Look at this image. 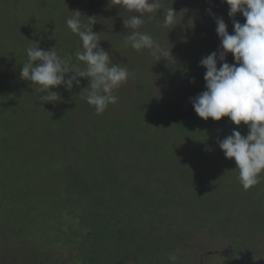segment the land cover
<instances>
[{
  "label": "trees",
  "instance_id": "1",
  "mask_svg": "<svg viewBox=\"0 0 264 264\" xmlns=\"http://www.w3.org/2000/svg\"><path fill=\"white\" fill-rule=\"evenodd\" d=\"M32 1L41 15L33 37L24 35L31 26L23 25L22 15L0 10V41L15 47L6 54L0 50V62L17 54L11 70L0 68V264H172L171 254L178 257L175 264H215L212 256L219 253H229V264L254 258L264 248V173L245 191L234 158L227 159L218 143L233 129L246 136L248 126L229 117L197 116L191 100L206 90V82H190L180 64L182 75L171 66L161 72L162 92L155 90L160 81L142 67V80L128 98L114 90L123 103L110 104L100 115L82 98L86 78L71 91L53 88L63 99L43 103V94L16 71L27 59L26 48L35 42L44 50L55 47L83 67L75 57L81 42L57 26L73 14L65 0ZM79 1L82 9L100 12L109 6ZM201 27L199 35L190 31L185 38L198 47L197 66L203 68L205 44L210 55L221 40ZM111 54L113 64L128 63L126 56ZM232 57L229 64L235 63ZM171 127L182 134V148L170 140ZM206 238L221 244L219 249Z\"/></svg>",
  "mask_w": 264,
  "mask_h": 264
},
{
  "label": "clouds",
  "instance_id": "2",
  "mask_svg": "<svg viewBox=\"0 0 264 264\" xmlns=\"http://www.w3.org/2000/svg\"><path fill=\"white\" fill-rule=\"evenodd\" d=\"M207 2L211 3V0ZM221 2L229 6V17L241 13L245 22L241 24L234 20V32L229 34L223 18L215 17L211 9L208 10L215 19L221 44L218 51L201 59L200 65L206 69V90L192 98L191 103L194 111L205 121L209 118L220 121L229 117L237 126L242 123L248 126L246 136L233 129L231 135L218 141L225 157L229 160L234 158L239 182L248 191L260 183L264 173V0ZM112 6H119L130 13L123 20V26L128 29L124 47H131L137 52L149 50L156 61L165 59L169 62V57L173 58L171 49L140 29L145 23V14H149L148 20H153L155 16L152 14L163 9L162 23L158 21V26L170 31L183 23L188 9L177 12L173 7H166L164 0H109V7ZM72 13L66 19V25L79 37L81 50L75 53V57L83 67L72 64L71 57L61 55L57 48L44 50L35 42L25 50L27 59L20 78L30 81L35 91L43 94L39 96L43 103L63 99L59 93L52 91L53 88L63 85L71 91L74 85H81L79 78H86L89 84L82 90L86 92L82 98L100 115L110 104L117 102L114 90L126 83L131 73L127 67L113 64L110 54L100 46L99 34L92 29L95 18L87 17L88 22L85 23L80 11ZM229 53L233 55V64L226 62ZM169 259L175 264L178 257L171 254Z\"/></svg>",
  "mask_w": 264,
  "mask_h": 264
},
{
  "label": "rangeland",
  "instance_id": "3",
  "mask_svg": "<svg viewBox=\"0 0 264 264\" xmlns=\"http://www.w3.org/2000/svg\"><path fill=\"white\" fill-rule=\"evenodd\" d=\"M16 1L17 2H15V0H9L8 2L5 1L3 4H0V10L5 11L4 16L6 15L9 16L10 14H17L20 16L22 15L23 25L31 26L29 30L24 33V35L26 37L28 36L33 37L35 34L33 33L32 29L34 28L35 23L36 25H38L37 23L39 24L41 23V18H40L41 15L39 16V11L36 8L38 5L35 3H31L33 2L32 0H16ZM77 2H78V5L75 4V0H65L64 6L68 8L71 7L70 10L72 12L80 11L81 19L85 23H87L86 21L88 20L86 16L95 18L94 22L96 23V27H93L92 25V29L95 33L99 34V39L101 40L100 46L105 51L108 50L107 52H110L111 58H113L111 52L114 53L115 55H118L117 57L126 56L125 60L128 63L122 66L127 67L131 75L128 81L122 84L117 89L118 92H121V93L123 92L122 95H124L123 97H126V98H128V95H125V94L133 92V89H132L133 85L136 86L137 82L142 80L141 77L143 74L140 73L142 70V67H145L148 71L150 70L149 72L152 73L153 78L160 81V83L155 84V90L157 92H162V90H165L164 87L161 86L162 85L161 82L163 81L162 79H164L162 78L164 76L161 72L164 70V68H166L169 71L171 69L170 66L176 67L173 72L176 73L177 75H182L183 71L179 70L178 68L179 64L180 66H183L184 71H186L187 73L186 79H189L190 82L194 80L195 78H198L200 82H205L204 75H205L206 69L204 67L200 68L197 66L199 62L198 57L200 55L198 47L196 46V44L189 42L188 39L185 38V36L189 34L190 31L193 32L194 35H199L198 28L201 26L205 30L208 31L209 37L213 38L214 36L215 37L218 36L216 32L217 25H216L214 17L209 14V11H208L209 9H211V12L215 14V17L223 18L227 26L230 24L231 19H234V20L236 19L235 17L239 19H244V18L239 17L242 15L241 13H237L235 17H229V14H228L229 6L226 3H222L221 0H211V3L207 2V0H164L166 7H173L177 12H180L182 9H188V12L186 13L184 17L183 23L181 25H177L170 31L161 29L158 26V21L162 23L163 9H160L157 13L152 14L155 16V19L153 20H148L149 14H145V17H144L145 23L140 30L146 31L149 34L151 33L152 35H154L156 37L155 40L158 43H160L162 46L167 47L168 49H171L172 56H173V58L169 57V62L165 59L156 61L151 57L149 50H141L137 52L131 49V47H124L123 41H124L125 36L128 34V29H126L123 26V20L127 16H129L130 13L121 9L119 6L109 7L106 4H103L104 7H103L102 12H100L97 9V7L93 8L89 6L87 9H82V7H79L80 1L78 0ZM105 2H107L108 4L109 0H98L94 3V6L101 4V3H105ZM198 3L199 5L195 7V5ZM39 6L40 8H44V6L43 7L41 5ZM8 8L10 9L9 13H7L6 11V9ZM45 10H48L46 9V4H45ZM50 13L52 12L50 11ZM52 14L54 16V13ZM26 15H28L29 20H26ZM136 15L139 16L140 14L136 13ZM9 25H11L10 21H9ZM20 25L21 23H18V27H20ZM57 26L62 27L63 31H65V29L68 28L66 25L65 19L64 21L61 19H58ZM68 30L71 31L69 28ZM8 31L10 30L8 29ZM2 32H0V35L2 34ZM8 40H12V39H8ZM22 40L24 41L25 44L27 43V41L25 42L24 39ZM14 48H15L14 46L9 45V44L5 45L3 41H0V50L4 51L5 54L10 51H13ZM16 48H17V45H16ZM204 49L206 50H205V53L203 52V54L207 56L208 54L206 52L210 51L211 45L209 43L208 44L206 43L204 46ZM12 53L13 54H9V56H7L4 62L2 63L0 62V68L2 67L6 71L11 70L10 67L12 66L10 65V62L16 60V56H17L16 53L14 52ZM203 54H201V58H203L204 56ZM230 58H231V53L227 55L226 62H228ZM232 59L234 61L233 57ZM36 63H40V62L37 61ZM17 67L18 68H16V71L17 70L21 71L23 64H20ZM194 68H198L197 70L199 72L196 71L195 74L193 73L194 75H191L190 70H193ZM117 91L115 92V94L118 96ZM203 91L204 90H202V92ZM78 96L81 97L80 94ZM121 98L117 100L118 104L123 103V100ZM169 133L172 134L170 137V140L174 141L177 147L182 148L184 146V138L182 134L180 132H176L174 127H171L169 129ZM183 151L185 155H189V153H186L188 151L187 148H184ZM63 218L65 220L64 221L65 223L67 221L69 222L70 217L68 214H63ZM181 221H183V219ZM205 229H207V227L202 228V230H205ZM46 239L48 240V238ZM46 239H45V242H47ZM203 240H205V238H203ZM207 240L208 238H206V241ZM207 245L214 247V248L216 247L217 249H219L221 244L217 242H213L210 239L208 240ZM229 256H230L229 253L228 254L219 253V254H215L212 257L214 258L215 264H229L231 262L229 261ZM253 257L254 258H251V260L248 261L246 260V258L241 256V258L237 261V263L264 264V248L260 252L256 253ZM207 264H210V262L208 261Z\"/></svg>",
  "mask_w": 264,
  "mask_h": 264
}]
</instances>
